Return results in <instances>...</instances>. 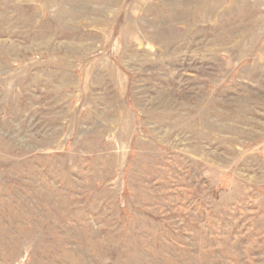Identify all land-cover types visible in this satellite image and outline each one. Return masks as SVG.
Instances as JSON below:
<instances>
[{
  "label": "rangeland",
  "instance_id": "obj_1",
  "mask_svg": "<svg viewBox=\"0 0 264 264\" xmlns=\"http://www.w3.org/2000/svg\"><path fill=\"white\" fill-rule=\"evenodd\" d=\"M236 263L264 264V0H0V264Z\"/></svg>",
  "mask_w": 264,
  "mask_h": 264
},
{
  "label": "bare ground",
  "instance_id": "obj_2",
  "mask_svg": "<svg viewBox=\"0 0 264 264\" xmlns=\"http://www.w3.org/2000/svg\"><path fill=\"white\" fill-rule=\"evenodd\" d=\"M222 253V252H221ZM222 256V255H221ZM161 259V258H160ZM166 263V262H165ZM237 264V263H236Z\"/></svg>",
  "mask_w": 264,
  "mask_h": 264
}]
</instances>
